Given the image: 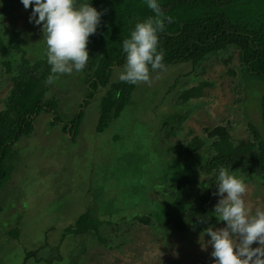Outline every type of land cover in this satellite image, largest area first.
<instances>
[{
  "label": "rangeland",
  "instance_id": "374dc122",
  "mask_svg": "<svg viewBox=\"0 0 264 264\" xmlns=\"http://www.w3.org/2000/svg\"><path fill=\"white\" fill-rule=\"evenodd\" d=\"M0 3V14L7 22L3 30L7 40L0 36L1 110L12 86L10 77L15 75L6 71L4 51L29 70L40 66L42 72L49 65L40 27L28 22L31 5L25 10L19 0ZM236 52L230 46L194 67L180 62L150 71L149 81L136 83L129 103L100 132L96 122L103 90L81 108L79 126L72 135L62 130V123L72 120L79 110L86 93L83 74H60L47 83L48 97L53 94L58 100L62 123H51V114L39 112L31 133L8 150L0 178V264H47L44 259L56 255L61 260L49 264H211V249H201L198 233L207 224L222 227L223 222L209 218L184 232L171 223L164 226L168 223L158 217L166 230L162 240V232L153 225L143 226L135 220L148 212L164 214L177 178L192 180L195 173L205 178L194 156L177 154L174 145L198 136L207 147L205 133L216 125H225L233 141L250 137L247 123L249 119L258 123L259 93L255 86H245L242 106L246 111L252 109L247 118L237 102L241 63ZM120 68L111 70L110 81L118 80ZM181 71L186 74L179 79ZM199 82L205 83L201 95L179 98L181 90ZM260 137L264 139V134ZM243 177L246 207L252 211L264 208V179ZM82 208L99 219V214L121 211L115 215L120 221L109 229L115 233L109 238L110 247L94 240L90 232L63 236ZM28 251L35 255L25 257Z\"/></svg>",
  "mask_w": 264,
  "mask_h": 264
},
{
  "label": "trees",
  "instance_id": "16d2710c",
  "mask_svg": "<svg viewBox=\"0 0 264 264\" xmlns=\"http://www.w3.org/2000/svg\"><path fill=\"white\" fill-rule=\"evenodd\" d=\"M158 2L164 14L172 17V22H165L164 30L158 33V49L163 50L164 67L180 62H188L194 67L208 55L232 46L237 50L236 55L241 63V94L237 102L240 113H246L247 118L252 109L246 111L242 106L245 101V86L253 85L259 93L255 111L259 115L258 123L250 119L247 123L250 137L233 141L225 125H216L205 133L209 141L207 147L206 141L194 136L189 142L174 145V152L194 156L196 166L201 164L200 172L205 177L211 176L218 166L229 165L230 170H237L239 174L264 179V139L260 137L264 134V0ZM91 5L103 14L96 33L89 36L86 45L89 60L81 71L86 93L80 99L79 110L69 122L62 123L57 112L58 100L53 94L48 97L46 78L49 66L46 64L48 67L42 72L40 66L29 70L25 65L15 63L13 55L4 51L3 54L7 55L6 71L15 75L10 77L12 86L4 101V108L0 110V178L4 174L5 157L10 146L21 136L31 133L39 112L51 114V123H62V130L74 135L81 119V108L98 90L103 92L98 102L97 132L104 130L129 103L136 84L121 82L119 79L110 81L109 74L113 68L121 67L124 63V55L120 49L122 38L128 37L137 20L151 16L152 12L142 0H91ZM183 73L180 72L179 79L186 74ZM204 84L199 82L196 86L181 90L179 98L185 100L198 97L202 94ZM180 118L182 117L177 118L178 124ZM204 183H208L209 187H202ZM171 189L164 214L160 216L148 212L135 221L138 220V224L143 226L148 224L147 226L155 227L159 225V217L168 223L163 224L164 226L171 223L174 229L188 232L200 226V223H196V216L209 213L208 210H212L217 199L212 195L215 184L205 178L200 179L197 173L192 180L187 176L177 178ZM117 213L120 214L121 211L99 214V219L85 209L75 219L74 225L65 228L63 236L68 233L90 232L94 240L110 247L112 243L109 244V238L114 237L115 233L109 229L120 221L115 216ZM189 222L195 225L194 229L190 228ZM34 255L35 251H28L25 257ZM35 260L40 261L39 258ZM54 260H61L60 255L44 259V262L49 264Z\"/></svg>",
  "mask_w": 264,
  "mask_h": 264
},
{
  "label": "clouds",
  "instance_id": "9594fccd",
  "mask_svg": "<svg viewBox=\"0 0 264 264\" xmlns=\"http://www.w3.org/2000/svg\"><path fill=\"white\" fill-rule=\"evenodd\" d=\"M19 3L25 10L31 5L28 22L40 27L50 73L46 83H52L60 74L81 72L89 60L88 38L96 33L103 12L94 8L91 0H19ZM142 3L152 15L137 20L128 37L120 41L124 63L118 79L130 84L148 82L150 71L164 67L158 33L164 30L165 22H172L158 0H142ZM5 27L7 22L0 14V36L6 37ZM205 179L215 184L212 195L217 199L211 212L196 216V223H207L209 218L223 222L222 227L207 224L198 233L201 249H211V264H264V208L252 211L246 207L245 178L237 170H230L229 165H220ZM202 187L207 188L209 184L204 183ZM189 226L195 228L191 222ZM155 230L162 232L164 240L166 230L161 224Z\"/></svg>",
  "mask_w": 264,
  "mask_h": 264
}]
</instances>
